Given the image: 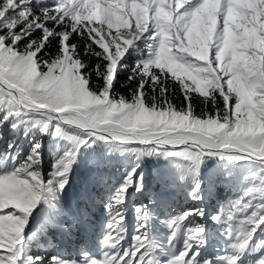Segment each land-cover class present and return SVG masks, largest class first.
Instances as JSON below:
<instances>
[{
	"label": "snow or ice",
	"instance_id": "6c2138e0",
	"mask_svg": "<svg viewBox=\"0 0 264 264\" xmlns=\"http://www.w3.org/2000/svg\"><path fill=\"white\" fill-rule=\"evenodd\" d=\"M34 2L41 0H0V103L17 116L35 114L38 118L31 126L42 134L49 133L56 121L86 129L87 135L78 137L64 127L54 128L53 135L69 141L71 148L48 177L40 171L38 140L19 167L0 174V210H9L0 214V264H20L24 259L22 243L30 214L42 199L59 201L80 149L97 141L110 152L134 153L137 161L154 155L186 161L187 171L179 175L180 181L188 174L199 176L207 158L255 161L260 167L251 176L257 184L230 196L212 220L227 223L235 213L253 208L247 198L264 192V0H56L51 9L39 13L31 7ZM35 28L43 30L40 39L25 40ZM73 34L86 42L85 54L106 63L87 71L77 45L70 42ZM53 37L59 40V52L50 60L39 59ZM141 39L155 41L158 50L134 67L130 80L137 82L130 98L112 96L116 72L126 67L120 61ZM93 75L103 80V87L90 88ZM169 77L178 84L186 107L177 108L168 100ZM145 85L152 90L150 103ZM193 93L213 111L197 114ZM0 167H5L3 160ZM131 188L137 192L144 188L143 175L137 176L136 168L123 176L105 204L100 258L82 249L81 260L51 256L47 264H212L197 259L205 241L202 225L187 230V246L177 256L154 261L149 255L153 244L147 229L152 214L147 206L135 209L141 223L134 244L123 249V205ZM200 192L196 181L188 196L200 201ZM66 215L57 221L61 227ZM192 216L202 218L204 210L190 208L169 218V242ZM87 217V211L81 210L71 219L78 224ZM261 226L264 203H257L237 233L245 236L238 247L246 248ZM228 235H232L230 225ZM27 261L42 264L44 257L29 256ZM227 264H238V259ZM258 264H264V259Z\"/></svg>",
	"mask_w": 264,
	"mask_h": 264
},
{
	"label": "rangeland",
	"instance_id": "374dc122",
	"mask_svg": "<svg viewBox=\"0 0 264 264\" xmlns=\"http://www.w3.org/2000/svg\"><path fill=\"white\" fill-rule=\"evenodd\" d=\"M54 2L55 0H47L45 3L49 6ZM143 47L144 53H139L143 56L136 59L134 54ZM154 50H158L155 41L141 39L128 50L126 56L135 58L137 64L149 58L150 52ZM45 59L51 58L45 57ZM6 113L9 115L5 120ZM35 118H38L35 114L22 113L21 116H17L15 110H10L7 105L0 103V160H3L5 164V167H0V174L19 167L31 152L32 145L38 140L42 145L40 171L48 177L59 159L71 148L69 141L53 135L54 128L64 127L70 134L78 137L87 135V131L77 130L56 121L52 122L49 133L42 134L37 128L31 126ZM13 125L16 127L14 128ZM131 147L140 148L141 146L132 145ZM259 167L260 165L255 161L231 163L212 157L205 160L200 168L199 176L194 177L188 174L183 181H180L179 175L187 171L186 161L179 158L166 160L160 155L144 156L137 161L134 153L110 152L104 142L97 141L92 147L86 146L80 149L76 163L71 166L68 184L60 195L59 201H54L50 197L42 199L30 214L22 243L24 259L20 260V264H28L29 256H42L44 257L42 264H47L48 256L51 257L54 254L65 260L73 258L81 260L82 249L100 258L102 250L99 240L102 238L107 219L105 204L108 200L103 197L109 192L112 180L115 183L114 179L119 177V184L123 176L132 168H136L137 176L143 175L144 188L141 192H137L135 188L128 190L129 195L123 205L126 229L121 241L123 249H128L134 244V236L141 223L135 209L147 206V210L152 214L147 229L153 244L149 255L154 261H170L177 256L187 246V230L196 225H202L205 228V241L199 246L197 257L199 261L211 260L212 264H227L230 259L235 258L238 259V264H258L261 259H264V226L256 231L253 239L243 250L238 245L244 241L245 236L237 233L243 220L251 214L255 205L264 203V192L253 193L247 198L251 200L253 208H249L246 212L235 213L234 218L227 223L223 220L214 222L212 217L234 193L239 195L250 186L257 184L251 174ZM196 181L201 184L200 194L203 199L200 201H193L188 196L189 190ZM93 192L94 201H91ZM85 195L90 197V202L82 200ZM102 200L106 203L100 212L102 218L99 219L98 228H86L83 222L73 224L72 214L83 210L85 204L90 205L96 202L100 205ZM190 208L203 209L204 216L190 217L177 231L175 238L169 242L172 234V229L167 226L169 218H174ZM69 209L71 212L68 211ZM8 211L0 210V214H7ZM63 213L67 215L64 216V226L61 227L57 221ZM229 225L232 229L231 236L228 235ZM66 248L71 250L63 253ZM193 251H196L195 247ZM50 253L53 255H49Z\"/></svg>",
	"mask_w": 264,
	"mask_h": 264
},
{
	"label": "trees",
	"instance_id": "16d2710c",
	"mask_svg": "<svg viewBox=\"0 0 264 264\" xmlns=\"http://www.w3.org/2000/svg\"><path fill=\"white\" fill-rule=\"evenodd\" d=\"M46 1L47 0H41V3L39 4H36L34 2L31 6L33 8L34 13H39L41 9H45V8L51 9L52 6L56 3V0H55L54 3H52L49 6H46L47 4L45 3ZM30 31H31V35L27 36L25 40H39L40 37L43 35V30L41 28H35ZM70 42L77 45V52H78L79 58L88 64L87 71H90L97 63H100L101 65L106 63L100 60L99 57L85 54L84 48H85L86 42L79 35L73 34ZM23 47H24V42L22 41L20 45L21 51L23 50ZM93 47L96 48L95 45H93ZM59 50H60V45H59L58 38H55V37L49 38L48 43L43 46V49L39 53L38 57L42 60H46L45 57L52 58L59 52ZM96 50L98 51L99 49L96 48ZM139 53H142V54L144 53V47L134 54L136 59L139 58V56H143L142 54H139ZM135 58H130L126 56L123 60L120 61V65H126V67H119L116 72L114 81L111 85L112 96L116 94L117 96H125V97L130 98V89H134L136 86V82H137L134 79L130 80V77L134 76L133 70H134V67L137 65ZM103 85H104L103 80H101L95 75L92 76L91 83H90L91 89L95 90L99 87H103ZM166 86L168 87V93H167L168 100H170L177 108L186 107V104L184 101V95L181 92L178 84L171 77H169V79L166 81ZM145 87H146L145 92L147 93L145 99L147 103H150L151 97H152V90L151 88H148L147 85H145ZM157 95H158V91H157ZM192 107L197 114H200L202 111H213L211 105L209 104L205 106L201 102L199 95L196 93L192 94ZM218 107H222V101H218ZM116 178L117 179H114L115 183H113V180H112V183L114 184V186L110 187L109 192L107 193L106 196L103 197V199H107L112 195L113 189L115 185H118V181H119V177H116ZM91 197H92L91 201H94V192L92 193ZM82 200H84L83 197H82ZM106 202H103L102 200L100 205H97L96 202L95 203L92 202L90 205L85 204L83 206V210H86L88 213L87 220L83 222L86 228L88 227H94L95 229L98 228V226L100 225L99 219L102 218V216L100 215V212L102 211V207ZM135 207H137V205H135ZM70 250L71 248H68V249L66 248V250H64L63 253L69 252ZM51 254L52 253H50L49 255ZM55 255L56 254H54L53 256Z\"/></svg>",
	"mask_w": 264,
	"mask_h": 264
},
{
	"label": "bare ground",
	"instance_id": "6f19581e",
	"mask_svg": "<svg viewBox=\"0 0 264 264\" xmlns=\"http://www.w3.org/2000/svg\"><path fill=\"white\" fill-rule=\"evenodd\" d=\"M72 128H75V129H77V130H81V131H87L86 129H80L79 127H77V126H71Z\"/></svg>",
	"mask_w": 264,
	"mask_h": 264
}]
</instances>
